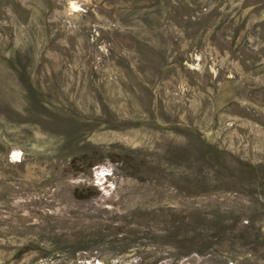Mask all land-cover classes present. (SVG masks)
Instances as JSON below:
<instances>
[{
    "label": "rangeland",
    "instance_id": "rangeland-1",
    "mask_svg": "<svg viewBox=\"0 0 264 264\" xmlns=\"http://www.w3.org/2000/svg\"><path fill=\"white\" fill-rule=\"evenodd\" d=\"M0 264H264V0H0Z\"/></svg>",
    "mask_w": 264,
    "mask_h": 264
}]
</instances>
